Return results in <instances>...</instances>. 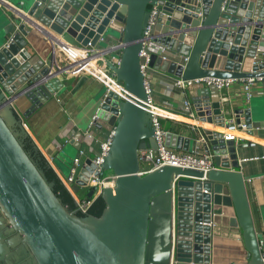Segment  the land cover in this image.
Masks as SVG:
<instances>
[{"label": "water", "instance_id": "obj_1", "mask_svg": "<svg viewBox=\"0 0 264 264\" xmlns=\"http://www.w3.org/2000/svg\"><path fill=\"white\" fill-rule=\"evenodd\" d=\"M223 2L0 0V210L35 264H222L212 261L222 237L242 242L247 251L243 264H264L259 246L263 234L255 225L246 176L235 168L236 152L227 146L233 141L221 148L230 153L221 163L225 167L219 166L217 151L216 165L206 174L170 164L139 173L138 150L156 147L139 56L150 5L158 4L150 36L173 52L167 59L152 53L151 65L182 79L253 76L264 81V53L256 54L264 0H227L222 8ZM63 40L106 49L101 61L125 90L118 100L116 93L105 96L103 89L80 110L85 116L76 132L80 142L96 111L95 128L114 125L100 167L115 178L98 192L105 203L98 215L65 204L40 157L26 148L28 113L38 98H49L62 87L55 73L65 72L63 65L52 63L53 48ZM182 54H188L185 62ZM187 87L209 94L206 102L193 103L200 117L207 109L204 113L213 121L228 105L213 85ZM25 99L29 105L21 108ZM165 137L172 146L189 148L188 137L170 131ZM95 167L91 157L82 161L72 185L75 192L86 187L85 196L92 197L95 188L87 180Z\"/></svg>", "mask_w": 264, "mask_h": 264}, {"label": "crops", "instance_id": "obj_2", "mask_svg": "<svg viewBox=\"0 0 264 264\" xmlns=\"http://www.w3.org/2000/svg\"><path fill=\"white\" fill-rule=\"evenodd\" d=\"M261 28L258 47L262 55L264 24ZM55 75L62 82V87L51 91L52 95L49 98L44 96L42 99H37L39 102L28 113L26 128L35 152L45 158L59 178H65L69 174L74 157L78 156L80 150H83L80 155L81 165L85 158H92L98 152L96 139L102 138L106 129L87 127L83 132V140L80 142L76 138L78 124L85 118L80 110L88 99L98 96L100 85L90 74L74 75L63 72ZM176 77L158 68L152 67L149 70L154 101L162 110L171 114L161 116L163 127L167 131L190 138L189 148L204 134V138L197 143L202 149L214 154L219 151L221 155L219 166L225 167L221 163L230 158V153H222L223 149H221L225 145L220 138L224 122L235 117L248 120L253 126L245 139L226 145L230 149L233 147L232 150L236 152L238 167L235 168L241 169L246 176L247 193L255 225L264 238V81L253 82L249 99L245 97L242 78L234 80L228 87L219 89L222 98L228 101V105L223 108L220 115H214V120L210 121L208 120L210 115L204 113L207 109L202 111L204 115L200 117L193 104L194 101L206 102L209 94L199 91L200 88L179 87L175 84ZM184 99L190 100V111L182 108ZM28 105L26 99L19 102L21 108H26ZM86 131H92L94 137H89ZM247 141L252 143H246ZM73 184L74 182L70 183V188L74 191ZM87 190L86 187H79L74 193L79 197L85 196ZM97 196L98 192L95 191L92 200ZM246 254L242 242L234 238L222 237L220 242L214 245L212 261L222 264H243L247 259Z\"/></svg>", "mask_w": 264, "mask_h": 264}, {"label": "built area", "instance_id": "obj_3", "mask_svg": "<svg viewBox=\"0 0 264 264\" xmlns=\"http://www.w3.org/2000/svg\"><path fill=\"white\" fill-rule=\"evenodd\" d=\"M224 0L222 8L225 6ZM39 3H41L39 1ZM158 12V4H152L149 6V16L145 28L143 30L144 38L142 40V46L139 51V56L143 59L140 62V69L144 77V88L147 93V103L149 105V110L151 113V125L154 130V138L156 141V147H146L138 150V159L140 163L139 173L147 172L153 168L160 167L165 164L191 167L201 169L206 172L215 166L214 164V153L202 149L197 143L198 140L204 138L202 134L196 143L193 144L188 149L179 148L176 149L168 142H166L167 130L163 127L161 122L162 115H171L167 111L162 110L154 101L151 81L149 78V70L154 67L149 63L150 56L155 53L161 59H167L171 56L170 48L167 44L161 42L160 40L152 39L150 36V28L156 21V14ZM103 37L101 36L98 42H101ZM169 50V51H168ZM53 51L56 55L53 60L52 67H61L63 65V70L69 74H90L92 77L99 80L105 86L104 95L107 96L109 91H113L118 95V100L122 99L125 95V90L121 81H119L114 74L110 73V70L106 63L101 61L102 55L107 51L106 49H101L96 47V45H74L66 40L59 46H55ZM260 52V48L257 47L256 54ZM113 57L114 55L111 54ZM182 62L188 59V54H182ZM156 68V67H154ZM160 69V68H158ZM161 70V69H160ZM163 71V70H162ZM244 81L243 90L245 97L249 99L251 97V85L253 82L260 80L261 77H248L242 78ZM235 78H220L215 76H204L195 77L189 79H182L177 76L175 79V84L179 87H187L192 84H204L213 85L217 89L223 87H228ZM241 80V79H240ZM99 108V107H98ZM182 108L186 111L191 110V102L189 99H184L182 102ZM97 112V111H96ZM92 114L90 117L88 127H93L95 120L98 118L97 113ZM114 125L108 128L104 136L100 139H96L98 142V152L92 157V162L98 166L93 169L87 180L88 186H93L96 192H99L102 187L107 185H112L115 175L113 173L108 175L102 174V169L100 164L103 162L104 157L110 149V144L114 134ZM252 125L248 120L240 118H230L224 122V126L220 131L221 140L226 143L227 141H233L237 143L240 140L245 139L249 134V130L252 129ZM89 137H94L92 131H86ZM83 150H80L78 156H75L72 164L70 166L69 174L65 178H60L64 185L67 187L74 199V207L79 210H88L93 200L92 197L88 198L86 196H77L74 191L70 188V183L74 182L77 177V173L80 168V155ZM142 163L149 165L148 167H142ZM264 175V174H263ZM179 177V176H178ZM260 252L262 259L264 261V238L259 242Z\"/></svg>", "mask_w": 264, "mask_h": 264}, {"label": "flooded vegetation", "instance_id": "obj_4", "mask_svg": "<svg viewBox=\"0 0 264 264\" xmlns=\"http://www.w3.org/2000/svg\"><path fill=\"white\" fill-rule=\"evenodd\" d=\"M32 153L38 154L34 149ZM0 264H35L32 252L26 247L16 229L0 210Z\"/></svg>", "mask_w": 264, "mask_h": 264}, {"label": "trees", "instance_id": "obj_5", "mask_svg": "<svg viewBox=\"0 0 264 264\" xmlns=\"http://www.w3.org/2000/svg\"><path fill=\"white\" fill-rule=\"evenodd\" d=\"M26 148L33 149V146L29 139H26ZM40 158L39 162L44 167L45 174L48 179L54 181V191L55 193L62 199V201L67 204L70 207H74V199L67 189V187L64 185L62 180L59 178L57 173L54 171V169L51 166L47 165V161L45 158H43L39 153H37ZM105 206L104 200L100 195L94 198L92 204L89 207V210L93 212L94 214H99L103 207Z\"/></svg>", "mask_w": 264, "mask_h": 264}, {"label": "rangeland", "instance_id": "obj_6", "mask_svg": "<svg viewBox=\"0 0 264 264\" xmlns=\"http://www.w3.org/2000/svg\"><path fill=\"white\" fill-rule=\"evenodd\" d=\"M103 89H105V87L104 86H101L100 87V89L98 90V96H99V94L101 93V92H103V91H101V90H103ZM149 165H147L146 163H142V167H148ZM112 171L110 170V169H103V171H102V174L103 175H107V174H109V173H111Z\"/></svg>", "mask_w": 264, "mask_h": 264}]
</instances>
